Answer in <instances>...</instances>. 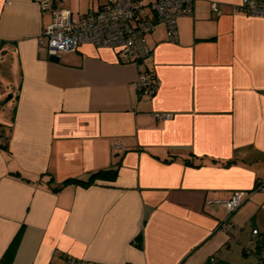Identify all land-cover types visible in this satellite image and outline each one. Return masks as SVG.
<instances>
[{
	"label": "crops",
	"instance_id": "obj_1",
	"mask_svg": "<svg viewBox=\"0 0 264 264\" xmlns=\"http://www.w3.org/2000/svg\"><path fill=\"white\" fill-rule=\"evenodd\" d=\"M41 1L0 0V106L13 103L0 264L264 262V18L237 11L243 0H196L179 42L159 25L135 65L91 45L50 56ZM52 1L76 17L106 4ZM146 71L161 82L154 95L139 94ZM105 170L115 179L62 186ZM236 191L249 197L229 214Z\"/></svg>",
	"mask_w": 264,
	"mask_h": 264
},
{
	"label": "built area",
	"instance_id": "obj_2",
	"mask_svg": "<svg viewBox=\"0 0 264 264\" xmlns=\"http://www.w3.org/2000/svg\"><path fill=\"white\" fill-rule=\"evenodd\" d=\"M196 0H106L98 11L76 17L67 8H61L52 0H44L42 6L49 10L51 22L39 37V44L48 50L50 56L73 52L81 46L91 45L94 48L111 49L125 63L140 65L152 53L148 46V36L159 25L167 30L168 41L179 42L177 22L180 18L190 17L194 13ZM219 4H213V11L221 16ZM237 11L264 18L262 0H243ZM139 94L154 95L161 86L157 78L146 71L137 81ZM168 119L170 115L159 116ZM264 192V181L256 188ZM249 194L236 191L224 202L227 212L232 214L240 209ZM258 234L253 230V235ZM211 262H215L212 258ZM69 264H87L83 260L69 259ZM260 264H264L261 262Z\"/></svg>",
	"mask_w": 264,
	"mask_h": 264
},
{
	"label": "trees",
	"instance_id": "obj_3",
	"mask_svg": "<svg viewBox=\"0 0 264 264\" xmlns=\"http://www.w3.org/2000/svg\"><path fill=\"white\" fill-rule=\"evenodd\" d=\"M116 176H117V171H115V170L99 171V172L94 173L90 177V179L88 181H80V180H77V179H69V180L65 181L62 184V186H67V185H81V186H84V187H87V186L90 187V185H92L95 182V180L104 179V178H108V179L109 178H113V179H115ZM56 190L59 191L60 188L58 187ZM18 241H19V237H17V239L15 240V244H13L14 246L11 249L12 254L15 253L16 246H17L16 244L18 243Z\"/></svg>",
	"mask_w": 264,
	"mask_h": 264
},
{
	"label": "rangeland",
	"instance_id": "obj_4",
	"mask_svg": "<svg viewBox=\"0 0 264 264\" xmlns=\"http://www.w3.org/2000/svg\"><path fill=\"white\" fill-rule=\"evenodd\" d=\"M9 97H10V96H2V97L0 98V101L5 102V101H7V99H8ZM8 105H9L8 107H5V110H4V108H3L5 105L0 106V133H1V131L3 132V130L5 129L3 126H1V125H2V124H1V121H4L5 116H7L8 120H9V119H10V116H11V114H12L11 111H13V103H12V102H9ZM1 108H2V109H1Z\"/></svg>",
	"mask_w": 264,
	"mask_h": 264
}]
</instances>
